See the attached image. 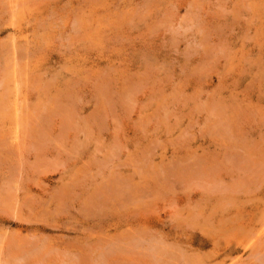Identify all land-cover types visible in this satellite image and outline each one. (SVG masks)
<instances>
[{"label":"rangeland","instance_id":"rangeland-1","mask_svg":"<svg viewBox=\"0 0 264 264\" xmlns=\"http://www.w3.org/2000/svg\"><path fill=\"white\" fill-rule=\"evenodd\" d=\"M0 264H264V0H0Z\"/></svg>","mask_w":264,"mask_h":264},{"label":"bare ground","instance_id":"bare-ground-1","mask_svg":"<svg viewBox=\"0 0 264 264\" xmlns=\"http://www.w3.org/2000/svg\"><path fill=\"white\" fill-rule=\"evenodd\" d=\"M205 103V102H204ZM207 108V107H206ZM198 111V110H197ZM218 116V115H217ZM223 118V117H222ZM216 120V119H215ZM216 122V121H215ZM179 167V166H178ZM174 171V170H173ZM185 175V174H184ZM194 182V181H193ZM204 183V182H203ZM219 185V184H218ZM202 187V186H201ZM232 189V188H231ZM140 194V193H139ZM144 194V193H143ZM129 195V194H128ZM139 197V196H138ZM170 251V250H169ZM149 252V251H148Z\"/></svg>","mask_w":264,"mask_h":264}]
</instances>
